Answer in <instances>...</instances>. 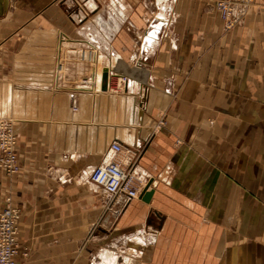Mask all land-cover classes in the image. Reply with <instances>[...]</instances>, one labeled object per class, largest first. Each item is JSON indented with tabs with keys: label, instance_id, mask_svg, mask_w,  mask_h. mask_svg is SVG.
Returning <instances> with one entry per match:
<instances>
[{
	"label": "crops",
	"instance_id": "crops-1",
	"mask_svg": "<svg viewBox=\"0 0 264 264\" xmlns=\"http://www.w3.org/2000/svg\"><path fill=\"white\" fill-rule=\"evenodd\" d=\"M83 1L92 18L38 6L63 22L54 40L71 25L106 54L30 48L0 61L20 165L0 170V210L10 192L17 264H264V0L229 31L216 0ZM32 4L0 0V27L32 25ZM113 141L136 153L152 195L102 227L108 196L89 175Z\"/></svg>",
	"mask_w": 264,
	"mask_h": 264
},
{
	"label": "rangeland",
	"instance_id": "rangeland-1",
	"mask_svg": "<svg viewBox=\"0 0 264 264\" xmlns=\"http://www.w3.org/2000/svg\"><path fill=\"white\" fill-rule=\"evenodd\" d=\"M59 1H62L63 3L67 2L66 3L67 8L65 9L66 15L71 14L73 12L72 11L73 9L74 11L75 9L76 11L78 9L79 10L81 9L82 10L81 12H83V14L87 18L93 17L88 7L83 6L84 4L83 0H64V1L58 0V2ZM38 2H40V4L42 5L48 4V0H36V10H34L33 7L34 4L31 5V8L32 7L33 8L29 13H31L32 15V20H33V21L31 20L32 25L27 24L28 23L27 21L24 22V20L28 18V14H27L28 12H27L26 17L22 16V20H21V22L22 23L24 22L25 25L22 24V26H20L19 28L0 27V57L3 55L2 58H0V61L4 63L5 68H8L7 66H11V62H12L11 56L13 54H23L22 50H28L30 48L34 51V54H106L103 48L104 47L103 44H101L102 46L99 50L97 47L98 44L96 43L94 44L91 41H88L86 38H83L81 35L77 34L75 31L76 27H72L71 25L69 27L70 30L68 35L69 37L68 41L66 39L60 41L61 40L60 38L54 40L52 28L53 29L61 28L63 22L60 23V27L58 26L51 27L50 24H48L50 20H47L46 17L44 16L46 15V12L44 11V9L41 10L39 8ZM59 10L54 11V13L52 14V18H54L56 14L58 15L62 14V12H60ZM66 15L64 14L62 15L64 17L63 18L64 22L67 21ZM48 17L49 19H51L50 15ZM44 23H46V26L43 25ZM65 24L68 23L65 22ZM223 28L225 29L224 24H223ZM36 30L37 33L38 32L41 33V37L39 39L38 38L35 39L34 37ZM225 30L229 31L227 29ZM111 45L113 44H110V46ZM9 71L11 72V70ZM122 82L123 80L114 79V81H112V91L114 92L120 91V85L118 84ZM17 142H18V137L14 129V123L12 118L6 116H0V170H2L8 178L12 177L20 170L18 155L16 151ZM129 150L130 149L124 146L123 155H121L120 157H122V159L125 158L127 159L129 156H132V154L129 153ZM133 160H135L136 163V161L138 160V156H135ZM7 204H10L11 206H13L18 210V208L14 206L12 202V195L10 192H7L5 195L3 208H5ZM119 214L115 213V208L113 207V205L111 206L110 204L109 205L105 204L102 209L101 226L102 227L115 226L113 224L114 223L113 220L117 218ZM18 218H17V222H18ZM15 235H16L15 236L16 253L13 257V261L14 264H17L16 258L19 252L18 250L19 247L17 242V231Z\"/></svg>",
	"mask_w": 264,
	"mask_h": 264
},
{
	"label": "built area",
	"instance_id": "built-area-1",
	"mask_svg": "<svg viewBox=\"0 0 264 264\" xmlns=\"http://www.w3.org/2000/svg\"><path fill=\"white\" fill-rule=\"evenodd\" d=\"M254 0H216L215 8L225 29H232L244 18ZM113 157L110 161L95 166L89 175V180L102 188L108 196V202L119 214L130 200L138 198L144 182L134 171L137 156L132 150L127 159L123 155L124 146L113 141L110 144ZM19 211L7 204L0 212V264H14L13 257L16 253L15 234L17 231V218Z\"/></svg>",
	"mask_w": 264,
	"mask_h": 264
},
{
	"label": "water",
	"instance_id": "water-1",
	"mask_svg": "<svg viewBox=\"0 0 264 264\" xmlns=\"http://www.w3.org/2000/svg\"><path fill=\"white\" fill-rule=\"evenodd\" d=\"M102 78L103 80H107L108 78V69L104 68L102 71ZM149 189V184H147L143 190L140 193V198L142 199V201L144 202H149L150 201V197L152 195V190H148Z\"/></svg>",
	"mask_w": 264,
	"mask_h": 264
}]
</instances>
